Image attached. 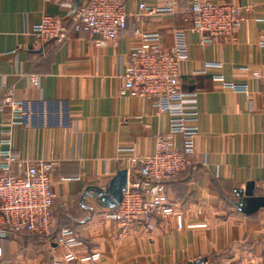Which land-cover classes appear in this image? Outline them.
<instances>
[{"label":"crops","instance_id":"obj_1","mask_svg":"<svg viewBox=\"0 0 264 264\" xmlns=\"http://www.w3.org/2000/svg\"><path fill=\"white\" fill-rule=\"evenodd\" d=\"M169 1L177 4L174 15L138 16L139 3L152 8ZM190 1L128 0L126 29L115 44L96 47L97 36L85 31L60 45L38 42L28 30L43 15L66 19L71 12L43 0H0V92L3 83L12 87L25 112L24 124L13 131V150L24 159L55 163L53 226L80 237L76 257L101 256L97 263L69 260L70 250L50 239L10 235L0 238V264H264V209L245 216L235 193L253 182V194L264 195V0H211L246 5L250 12L233 40L210 45L191 31ZM179 29L187 47L180 87L193 95L186 107L197 112L198 126L194 166L165 193L182 228L174 217L155 216L146 233L125 230L106 218L110 209L91 189L106 184V163L111 178L121 170L115 161L119 147L152 155L168 119L146 100L129 96L117 76L137 45L135 30L158 31L167 48ZM206 63L221 64L224 82L245 84L250 95L213 81L218 72L202 73ZM29 75L37 76V86L28 84ZM9 117L7 108L0 113V130ZM129 182H136L135 174ZM199 224L206 227L186 228Z\"/></svg>","mask_w":264,"mask_h":264},{"label":"built area","instance_id":"obj_2","mask_svg":"<svg viewBox=\"0 0 264 264\" xmlns=\"http://www.w3.org/2000/svg\"><path fill=\"white\" fill-rule=\"evenodd\" d=\"M71 12L66 19L43 15L38 24L28 30L38 42L60 45L78 32L85 31L97 37L93 44H115L127 26L126 3L128 0H43ZM138 16H171L178 12L177 4L169 1L148 8L138 4ZM191 17V31L200 35V44L210 45L220 39L233 40L232 35L246 21L250 7L231 2L214 3L211 0H191L187 10ZM186 21V19H185ZM137 45L126 56L122 72L117 76L131 97L149 102L157 114L168 119V131L156 137L152 155L140 156L134 146L119 147L115 157L121 170L127 171V181L121 193L120 203L105 215L125 230L146 233L155 216L168 220L172 217L178 229L182 228L181 216L166 200V184L193 167L198 137L197 112L188 110L186 102L192 94L180 87V66L187 58L185 30H174L170 45L163 48L158 31H134ZM260 44L264 46V38ZM219 63L204 64L201 72L215 70L212 80L225 88L250 95L247 85L224 82L219 73ZM253 78L259 80L260 75ZM28 84L38 85L34 75L27 77ZM10 110V117L0 130V238L12 233L29 232L39 237L50 235L51 208L56 197L53 191L52 171L55 163L44 160H28L14 152L12 137L14 128L22 126L25 112L22 103L14 97L13 88L1 85L0 113ZM135 174L136 182L130 183ZM107 190L111 173L106 163L104 172ZM61 179L60 181H63ZM205 224L188 225L187 229L204 228ZM58 246L70 250L67 258L83 263L100 261L98 252L76 257L73 252L83 243L68 228H61L54 240Z\"/></svg>","mask_w":264,"mask_h":264},{"label":"water","instance_id":"obj_3","mask_svg":"<svg viewBox=\"0 0 264 264\" xmlns=\"http://www.w3.org/2000/svg\"><path fill=\"white\" fill-rule=\"evenodd\" d=\"M78 0L75 1L74 9ZM127 171L120 170L111 178L108 183L107 190L103 191L99 188H92V192L96 193L99 202L110 210L114 209L121 200V193L126 186ZM236 195L240 198L237 208L245 215L256 213L260 209H264V195H254L253 182H247L244 190H235Z\"/></svg>","mask_w":264,"mask_h":264},{"label":"trees","instance_id":"obj_4","mask_svg":"<svg viewBox=\"0 0 264 264\" xmlns=\"http://www.w3.org/2000/svg\"><path fill=\"white\" fill-rule=\"evenodd\" d=\"M180 174V173H179ZM179 174L176 176V178L179 176ZM176 178L175 179H173V180H171V181H168L167 182V184H166V187L171 183V182H173L174 180H176ZM53 203H54V201H53ZM52 208H53V205H52ZM52 208H51V212H52ZM244 214V213H243ZM251 215H253V214H251ZM251 215H245V216H251ZM53 213H52V215H51V224H50V230H51V232H50V235L49 236H47V237H39V236H37V237H39V238H42V239H50V240H52V241H54L55 240V238H56V236H57V234H58V231L61 229V228H68L69 229V227H56V226H53ZM71 229V228H70ZM31 235V233H29V232H20V233H12V234H9L8 236H10V235ZM36 236V235H35Z\"/></svg>","mask_w":264,"mask_h":264}]
</instances>
